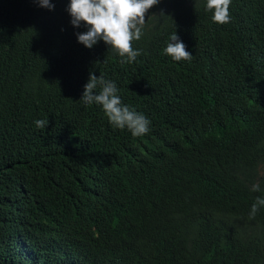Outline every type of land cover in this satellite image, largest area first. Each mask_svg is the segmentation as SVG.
<instances>
[{
    "label": "trees",
    "instance_id": "1",
    "mask_svg": "<svg viewBox=\"0 0 264 264\" xmlns=\"http://www.w3.org/2000/svg\"><path fill=\"white\" fill-rule=\"evenodd\" d=\"M51 2L0 0V264H264V0H231L223 25L159 0L132 63ZM174 32L190 61L163 52ZM90 74L146 135L84 105Z\"/></svg>",
    "mask_w": 264,
    "mask_h": 264
},
{
    "label": "clouds",
    "instance_id": "2",
    "mask_svg": "<svg viewBox=\"0 0 264 264\" xmlns=\"http://www.w3.org/2000/svg\"><path fill=\"white\" fill-rule=\"evenodd\" d=\"M35 2L48 10L54 9L51 0ZM158 3L159 0H70L66 11L74 27L79 28L83 24L87 29L77 33L79 43L91 49L102 40L111 52L121 58L122 63H132L141 55L139 50L133 48V42L144 35L146 13ZM230 4L231 0H206L205 10L212 13L214 23L223 25L231 21ZM163 52L176 62L190 61L193 57L176 32L171 34ZM118 91L115 82L90 74L80 100L86 106L102 107L113 128L127 129L133 137L146 135L150 131L149 119L124 105ZM48 123L44 119L34 121L38 129H45ZM251 191H261L259 183L253 184ZM262 207L264 197H257L251 205L248 219H254Z\"/></svg>",
    "mask_w": 264,
    "mask_h": 264
}]
</instances>
